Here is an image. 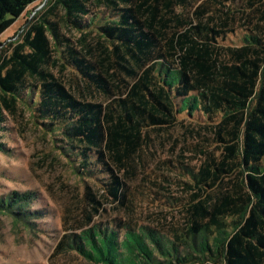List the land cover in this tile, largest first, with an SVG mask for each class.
I'll list each match as a JSON object with an SVG mask.
<instances>
[{
	"label": "trees",
	"instance_id": "obj_1",
	"mask_svg": "<svg viewBox=\"0 0 264 264\" xmlns=\"http://www.w3.org/2000/svg\"><path fill=\"white\" fill-rule=\"evenodd\" d=\"M35 1L0 0V37ZM239 29L244 42L229 43ZM9 47L0 54V150L4 111L33 105L87 181L56 253L90 264H264V0H47ZM61 47L76 85L52 71ZM183 113L205 116L210 134L193 145L196 188L173 196L182 223L166 238L134 220L132 185L150 179L151 132ZM172 160L163 163L185 175L186 163ZM30 196L1 198L0 210L29 223L38 213ZM109 202L128 217L100 220Z\"/></svg>",
	"mask_w": 264,
	"mask_h": 264
},
{
	"label": "rangeland",
	"instance_id": "obj_2",
	"mask_svg": "<svg viewBox=\"0 0 264 264\" xmlns=\"http://www.w3.org/2000/svg\"><path fill=\"white\" fill-rule=\"evenodd\" d=\"M44 1L38 0L31 4L14 25L1 35L0 43L3 45L0 46V54L3 48L10 49L9 43L22 40L33 16L41 11ZM62 29L65 35L79 38L78 33L69 32L64 27ZM245 33L244 29H239L230 34L229 43L241 45ZM63 50L64 47H61L56 53L59 62L51 66L52 71L63 76L68 83L76 85L79 77L76 69L65 63L67 55ZM35 112L33 105L25 103L19 106L17 112L4 111L6 120L1 131V141L7 150H0V199L7 200L31 192L26 204L31 212L38 213H34V218L28 223L17 219L10 211L0 210V264H90L69 249L56 253V246L66 233V210L76 206L87 181L78 172V162L66 157L59 149L56 139L58 134L44 131L43 126L37 122ZM187 117L183 113L174 127L151 132L155 139V145L151 146L155 154L146 158V167L143 168L150 179L141 184L131 182L135 190L134 220L140 224H157L163 228L166 238L171 237L168 232L172 231V226L182 223L173 196L181 197L196 188L193 177L199 173V168L198 161L190 159L195 154L193 145L201 140V135L210 134V130L203 127L205 116L200 114L194 119ZM181 154H184L183 158H180ZM169 158L173 159L176 166H179L176 159L186 163V174H180L163 163ZM153 180L167 186V189H160L153 184ZM155 190L158 194L153 193ZM105 208L100 216L102 221L129 215L119 211L110 202ZM220 264L227 263L222 260Z\"/></svg>",
	"mask_w": 264,
	"mask_h": 264
},
{
	"label": "water",
	"instance_id": "obj_3",
	"mask_svg": "<svg viewBox=\"0 0 264 264\" xmlns=\"http://www.w3.org/2000/svg\"><path fill=\"white\" fill-rule=\"evenodd\" d=\"M47 0L44 1L43 6L46 4ZM3 43H0V46H2Z\"/></svg>",
	"mask_w": 264,
	"mask_h": 264
}]
</instances>
